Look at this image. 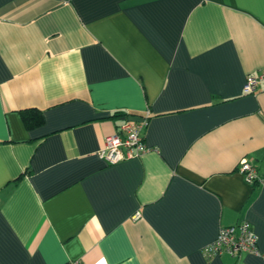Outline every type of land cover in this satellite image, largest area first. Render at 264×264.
<instances>
[{"label": "crops", "instance_id": "obj_1", "mask_svg": "<svg viewBox=\"0 0 264 264\" xmlns=\"http://www.w3.org/2000/svg\"><path fill=\"white\" fill-rule=\"evenodd\" d=\"M263 70L264 0H0V264H264ZM245 221L257 255L205 254Z\"/></svg>", "mask_w": 264, "mask_h": 264}, {"label": "built area", "instance_id": "obj_2", "mask_svg": "<svg viewBox=\"0 0 264 264\" xmlns=\"http://www.w3.org/2000/svg\"><path fill=\"white\" fill-rule=\"evenodd\" d=\"M60 3H68L71 0H58ZM264 83V70L257 75H250L246 80L243 92L253 94ZM142 122L124 121L118 127L115 134L106 138L104 147L99 152V157L110 165H115L126 160L139 158L149 151L143 138V130L147 128L150 113L147 112ZM239 172L249 184H261L263 179L258 170L249 162L243 161L239 166ZM208 257H218L222 254H230L239 257L243 253L257 255L259 253L258 236L253 227L247 221L228 227H222L215 240L209 243L204 250ZM67 264H80L70 262Z\"/></svg>", "mask_w": 264, "mask_h": 264}, {"label": "trees", "instance_id": "obj_3", "mask_svg": "<svg viewBox=\"0 0 264 264\" xmlns=\"http://www.w3.org/2000/svg\"><path fill=\"white\" fill-rule=\"evenodd\" d=\"M116 116L121 117L125 121V120H129V118L132 115H130V114L129 115L128 114H121L120 115L119 114ZM22 117H23L24 123L28 129H35L37 127L42 126L44 123L43 114L40 111L35 110V109H31V110L23 112Z\"/></svg>", "mask_w": 264, "mask_h": 264}, {"label": "water", "instance_id": "obj_4", "mask_svg": "<svg viewBox=\"0 0 264 264\" xmlns=\"http://www.w3.org/2000/svg\"><path fill=\"white\" fill-rule=\"evenodd\" d=\"M130 121H133V122H142L143 119L142 118H139V117H132V118H130Z\"/></svg>", "mask_w": 264, "mask_h": 264}]
</instances>
